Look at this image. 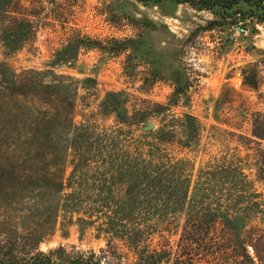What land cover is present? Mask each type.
I'll return each mask as SVG.
<instances>
[{
  "label": "rangeland",
  "instance_id": "374dc122",
  "mask_svg": "<svg viewBox=\"0 0 264 264\" xmlns=\"http://www.w3.org/2000/svg\"><path fill=\"white\" fill-rule=\"evenodd\" d=\"M235 25L248 31L232 36ZM17 27L27 29V38L9 51L1 34ZM81 36L82 43H76ZM0 61L8 77L37 85L21 95L9 89L0 95V141H11L17 128L24 139L32 125H41L46 90L40 81L69 80L75 119L88 117L101 125L115 120L99 113L102 100L107 91H119L127 122L139 121L141 130H150L147 121L153 128L166 122L179 130L183 114H193L201 125L199 144L188 151L195 161L193 179L203 161L239 156L264 209V137L253 134L264 132L263 1L209 9L175 0H0ZM11 152L0 151V169L8 167ZM28 205L27 199L15 204L0 197V233L31 230L35 220ZM184 218L185 212L164 230L173 247L167 264H176ZM246 223V231L227 237L221 259L206 260L202 246L199 263L264 264V229H257L264 228V211ZM60 244L96 253L108 248L106 235L91 226L81 230L61 216L34 246L48 250ZM126 255L120 246L105 257L111 263L116 256L126 261Z\"/></svg>",
  "mask_w": 264,
  "mask_h": 264
},
{
  "label": "trees",
  "instance_id": "16d2710c",
  "mask_svg": "<svg viewBox=\"0 0 264 264\" xmlns=\"http://www.w3.org/2000/svg\"><path fill=\"white\" fill-rule=\"evenodd\" d=\"M175 1L211 9L231 7L240 0ZM26 31L3 30V46L14 51L26 41ZM82 40L81 36L76 43ZM3 69L0 95L7 89L21 95L37 86L15 74L8 77ZM60 79L38 83L46 90L41 125H32L24 139L17 128L11 141H0V151H12L8 167L0 169V197L15 204L27 199L35 220L23 234L0 233V264H167L173 247L164 230L183 212L176 264H195L193 251L199 263L202 246L206 260L217 261L230 233L246 231V220L264 211L239 156L209 158L193 179L195 161L188 151L199 144L201 128L193 114H183L179 130L166 122L141 130L139 121L127 122L130 115L121 104V92L107 91L98 111L102 116L113 114L114 122L101 125L88 117L77 121L71 82ZM253 134L264 137L257 130ZM59 216L76 221L81 230L91 226L96 234L106 235L108 248L101 253L62 244L37 249L35 242L54 229ZM120 246L127 249V260L122 255L108 262L105 256Z\"/></svg>",
  "mask_w": 264,
  "mask_h": 264
},
{
  "label": "built area",
  "instance_id": "2783aa9c",
  "mask_svg": "<svg viewBox=\"0 0 264 264\" xmlns=\"http://www.w3.org/2000/svg\"><path fill=\"white\" fill-rule=\"evenodd\" d=\"M248 31V29L246 27H243L241 25H235L233 28H232V31H231V35L232 36H235L241 32H244L246 33Z\"/></svg>",
  "mask_w": 264,
  "mask_h": 264
},
{
  "label": "water",
  "instance_id": "95a60500",
  "mask_svg": "<svg viewBox=\"0 0 264 264\" xmlns=\"http://www.w3.org/2000/svg\"><path fill=\"white\" fill-rule=\"evenodd\" d=\"M144 127H145V129H153L154 123L152 121H147V123Z\"/></svg>",
  "mask_w": 264,
  "mask_h": 264
}]
</instances>
